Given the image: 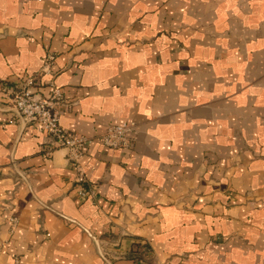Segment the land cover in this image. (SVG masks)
I'll return each instance as SVG.
<instances>
[{
	"label": "crops",
	"instance_id": "obj_1",
	"mask_svg": "<svg viewBox=\"0 0 264 264\" xmlns=\"http://www.w3.org/2000/svg\"><path fill=\"white\" fill-rule=\"evenodd\" d=\"M40 74L61 127L93 140L85 198L1 91ZM131 122V149L97 140ZM16 261L264 264V0H0V264Z\"/></svg>",
	"mask_w": 264,
	"mask_h": 264
},
{
	"label": "built area",
	"instance_id": "obj_2",
	"mask_svg": "<svg viewBox=\"0 0 264 264\" xmlns=\"http://www.w3.org/2000/svg\"><path fill=\"white\" fill-rule=\"evenodd\" d=\"M53 63L54 55L48 53L44 58L43 72L49 71ZM40 78L41 74L28 77L17 83L1 82V91L8 96L7 105L15 112L18 119L25 124L38 125L40 131L48 136L47 155H51L58 148L67 151V159L75 172V181L81 186L79 195L81 198H85L88 195L84 187L87 178L80 160L93 140L73 134L61 127L59 107L67 103L64 93L55 83H51L47 87L48 95L46 97L40 96L44 89ZM134 128L133 122L109 125L97 140L109 148L131 149L134 143L132 138ZM12 222L15 225V220Z\"/></svg>",
	"mask_w": 264,
	"mask_h": 264
}]
</instances>
